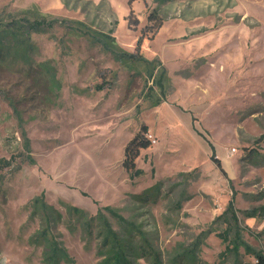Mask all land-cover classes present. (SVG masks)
<instances>
[{
    "label": "rangeland",
    "instance_id": "rangeland-1",
    "mask_svg": "<svg viewBox=\"0 0 264 264\" xmlns=\"http://www.w3.org/2000/svg\"><path fill=\"white\" fill-rule=\"evenodd\" d=\"M27 9L66 21L33 34L30 54L60 87L53 91L49 74L31 76L23 63L0 65V158L15 157L0 167V264H43L31 242L43 224L29 206L40 194L61 214L51 232L75 264H97V240L85 248L79 228L68 230L63 203L91 215L109 206L141 224L167 264L233 196L244 241L264 254V216L242 213L264 205V0H0V19ZM105 34L154 62L147 66L154 75L157 61L166 68L170 89L160 105L146 99V83L154 87L146 72H131L93 42ZM137 135L149 146L135 160L142 173L130 177L122 161ZM104 213L121 232L114 214ZM212 227L199 264H231L216 235L224 225ZM240 251L243 264L255 263Z\"/></svg>",
    "mask_w": 264,
    "mask_h": 264
},
{
    "label": "trees",
    "instance_id": "trees-1",
    "mask_svg": "<svg viewBox=\"0 0 264 264\" xmlns=\"http://www.w3.org/2000/svg\"><path fill=\"white\" fill-rule=\"evenodd\" d=\"M21 17L12 16L8 21L0 19V65H8L14 63H23L29 66L28 73L41 75V72L49 74L50 80L53 84V91L59 89V84L54 79L51 69L47 63H38V67L31 65L30 54L34 53L35 46L32 41L33 34H46L49 33L54 26L65 25L66 21H58L54 18H49L46 14L40 13L36 9H27L22 11ZM151 18V16L149 17ZM76 25L86 27L81 22H74ZM71 25L72 27L75 26ZM91 32V31H89ZM92 33V32H91ZM85 35H88L85 33ZM105 52L112 55V57L131 69V72L136 73L141 70L146 72V79L152 82L153 86L146 83V99L150 101L151 106H158L167 96L170 89V79L167 74L166 68L161 65L160 62H156L160 73L154 75V71L147 66L152 65L154 62L143 58L141 53L137 50L134 53H128L123 51L115 43V39L111 34L101 35V39L95 40ZM137 49L139 48L140 39H138ZM129 59L139 60V63H129ZM159 65V66H158ZM155 68V67H154ZM32 76V75H31ZM104 86L97 85L96 89L101 90ZM10 106L13 107V111L16 112V107L12 103V99L9 101ZM142 131H147L146 125L142 127ZM139 135V134H138ZM135 136L131 139L124 149V158L122 165L130 177L136 176L142 173V170L136 168L135 160L139 155V151L142 148L149 146L147 139H139V136ZM21 136L24 139V146L27 151L29 150V140L26 137L24 131H21ZM264 136V134L262 135ZM262 138V137H261ZM215 166L220 172L226 176L220 160L216 157H211ZM15 157L11 156L9 159L0 158V167L10 166L13 164ZM28 164H34V159L28 154ZM181 176L187 178L190 173H180ZM186 180V179H185ZM31 205L30 216H40L43 226L36 235L31 238L32 244L41 247V260L43 264H75L73 258L68 254L66 248L56 239L51 232V223H58L61 221V214L55 207L48 204L44 200V194H40L34 198ZM66 208L67 214L72 219V225L68 228L70 231H74L77 227L80 230L81 240L88 248L91 238L94 237L97 240L95 247V255L97 257V264H136V260L143 259L148 264H163L161 259V252L152 246L149 241L146 231L142 229L141 224H136L134 221H129L120 215L113 213V210L109 206L98 209L95 215H91L83 209L77 208L72 205L63 203ZM181 200L176 202V207L180 208ZM104 211L114 214L117 218L118 225L121 228L120 231H116L112 228L109 219ZM239 211L234 206L233 196L228 200L224 210L214 218L211 225L203 230L197 237L196 242L192 247H183V245L177 244L172 250L170 259L167 260V264H199L197 252L200 250V244L211 232H215L213 224L221 223L224 225V229L220 232H216V235L225 243V249L221 254L230 256L232 258L231 264H243L241 261V249L246 255H250L255 259L254 264H264V254L258 251L246 243L242 236V228L238 218ZM246 217H263L264 205L252 208L251 210L242 211ZM138 237V241L136 239ZM207 264V263H203Z\"/></svg>",
    "mask_w": 264,
    "mask_h": 264
},
{
    "label": "crops",
    "instance_id": "crops-1",
    "mask_svg": "<svg viewBox=\"0 0 264 264\" xmlns=\"http://www.w3.org/2000/svg\"><path fill=\"white\" fill-rule=\"evenodd\" d=\"M161 103H162V102H161ZM161 103H160V104H161ZM160 104H159V105H160Z\"/></svg>",
    "mask_w": 264,
    "mask_h": 264
}]
</instances>
